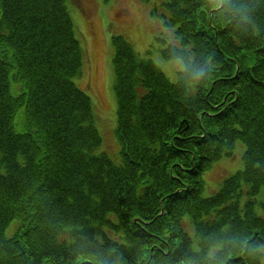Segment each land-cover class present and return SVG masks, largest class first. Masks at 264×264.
<instances>
[{
	"label": "trees",
	"instance_id": "1",
	"mask_svg": "<svg viewBox=\"0 0 264 264\" xmlns=\"http://www.w3.org/2000/svg\"><path fill=\"white\" fill-rule=\"evenodd\" d=\"M161 1L183 67L112 37L116 163L68 0H0V264H264V0ZM237 140L243 169L203 196Z\"/></svg>",
	"mask_w": 264,
	"mask_h": 264
},
{
	"label": "rangeland",
	"instance_id": "2",
	"mask_svg": "<svg viewBox=\"0 0 264 264\" xmlns=\"http://www.w3.org/2000/svg\"><path fill=\"white\" fill-rule=\"evenodd\" d=\"M67 5L84 56L82 73L74 81L91 97L96 128L102 138L99 150L120 163V143L115 133L117 101L113 86L112 37H125L141 58L153 60L172 82L176 81L177 71L182 69L183 63L166 60L162 55L169 40L161 15L165 12L161 0H68ZM245 149L243 142L235 141L233 156H223L202 174L205 182L203 196H211L225 179L243 169ZM19 225L15 218L7 227L5 236H14ZM186 228L193 233L190 226Z\"/></svg>",
	"mask_w": 264,
	"mask_h": 264
}]
</instances>
